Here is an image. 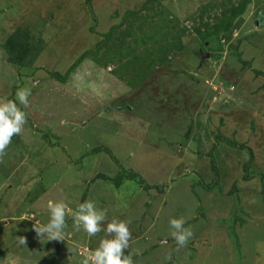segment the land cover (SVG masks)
<instances>
[{
	"label": "rangeland",
	"instance_id": "374dc122",
	"mask_svg": "<svg viewBox=\"0 0 264 264\" xmlns=\"http://www.w3.org/2000/svg\"><path fill=\"white\" fill-rule=\"evenodd\" d=\"M243 1L0 0V97L31 90L0 157V264H81L105 238L70 216L63 241L38 237L49 199L130 220L133 264H264V0L195 30Z\"/></svg>",
	"mask_w": 264,
	"mask_h": 264
},
{
	"label": "clouds",
	"instance_id": "9594fccd",
	"mask_svg": "<svg viewBox=\"0 0 264 264\" xmlns=\"http://www.w3.org/2000/svg\"><path fill=\"white\" fill-rule=\"evenodd\" d=\"M30 95V88H23L16 92V100L0 97V157L5 155L13 137L19 135L27 123V113L18 104L28 107ZM46 207L49 212L48 222L33 227L38 237H47L48 241H63L67 235L66 217L70 216L73 228L76 231L82 229L89 238L101 231L106 234L94 251L90 250L82 254L81 264H133L131 256L124 254V250L129 248L131 239L128 226L131 223L130 220L113 218L106 227H102L106 213L98 209L97 205L90 200L79 203L75 210L71 209L64 200L49 199ZM185 223L183 217L169 220L172 229L170 235L179 247L185 246L193 236V231L185 227ZM18 243L25 245L26 238L19 237ZM11 264L15 262L12 261Z\"/></svg>",
	"mask_w": 264,
	"mask_h": 264
},
{
	"label": "trees",
	"instance_id": "16d2710c",
	"mask_svg": "<svg viewBox=\"0 0 264 264\" xmlns=\"http://www.w3.org/2000/svg\"><path fill=\"white\" fill-rule=\"evenodd\" d=\"M248 0H245V1H243L242 3H240V4H235V5H230V7L228 8V9H224V11L222 12V19H220L217 23H214L213 25H209L208 23L207 24H205V29H203V31H201L200 30V28H196L195 30H196V33L198 34V36L200 37V39L202 40L203 39V41H204V39L206 40L207 38V36H210V35H212V34H214V33H219V32H221V31H225V30H228L229 29V27L232 25V22H233V19L237 16V15H239L242 11H243V9H244V7H245V5H246V2H247ZM229 14V15H226V14ZM169 15V14H168ZM168 15H166L167 16V18H168ZM161 19L160 21H161V23L163 22V24H164V27L163 26H160L162 29H164V31H166V28H168V26H167V22H169V21H171L170 19ZM167 20H169V21H167ZM168 24H170V23H168ZM161 25V24H160ZM169 27H170V30H171V26L169 25ZM167 32H169V31H167ZM166 32V33H167ZM154 33V32H153ZM181 33H183V31L181 32ZM158 34V33H157ZM106 36H110V34L109 33H107L106 34ZM153 36V34H151L148 38H151ZM181 36H182V34H181ZM9 38H12V40H14L16 43H20L21 44V42H24V43H26L28 40H27V35L25 34V32L21 29V28H17L10 36H9ZM7 42V41H6ZM6 42L3 44L4 45V47L7 49V51L9 52V47H8V45L6 44ZM203 44V43H202ZM204 45V44H203ZM202 48V47H201ZM165 50V49H164ZM198 52V51H197ZM167 54V53H166ZM165 54V55H166ZM13 63H17V64H19V62H17L15 59H12L11 60ZM56 76H58L57 74H56ZM45 137V136H44ZM106 151L108 154H111V152L108 150V149H106V148H94L93 149V152H100V151ZM212 166H214V165H212ZM103 177V179L104 180H108V178L107 177H104V176H102ZM134 177V174H131V175H128L127 176V179H132ZM261 179H264V175H262V178ZM119 183V182H118ZM117 183V184H118ZM116 184V185H117Z\"/></svg>",
	"mask_w": 264,
	"mask_h": 264
},
{
	"label": "water",
	"instance_id": "95a60500",
	"mask_svg": "<svg viewBox=\"0 0 264 264\" xmlns=\"http://www.w3.org/2000/svg\"><path fill=\"white\" fill-rule=\"evenodd\" d=\"M204 55H208L207 53H203V54H201V59H203L204 58Z\"/></svg>",
	"mask_w": 264,
	"mask_h": 264
},
{
	"label": "built area",
	"instance_id": "2783aa9c",
	"mask_svg": "<svg viewBox=\"0 0 264 264\" xmlns=\"http://www.w3.org/2000/svg\"><path fill=\"white\" fill-rule=\"evenodd\" d=\"M232 88V87H231Z\"/></svg>",
	"mask_w": 264,
	"mask_h": 264
}]
</instances>
